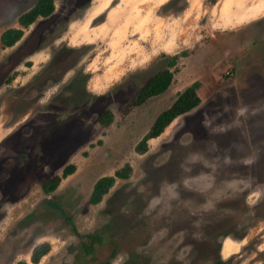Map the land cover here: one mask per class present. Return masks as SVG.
I'll return each mask as SVG.
<instances>
[{
  "label": "rangeland",
  "instance_id": "1",
  "mask_svg": "<svg viewBox=\"0 0 264 264\" xmlns=\"http://www.w3.org/2000/svg\"><path fill=\"white\" fill-rule=\"evenodd\" d=\"M36 1L0 0V35ZM53 1L0 43V264L44 242L37 264H264V0ZM168 66V88L131 105ZM194 81L200 103L137 153Z\"/></svg>",
  "mask_w": 264,
  "mask_h": 264
},
{
  "label": "trees",
  "instance_id": "2",
  "mask_svg": "<svg viewBox=\"0 0 264 264\" xmlns=\"http://www.w3.org/2000/svg\"><path fill=\"white\" fill-rule=\"evenodd\" d=\"M54 11L53 0H37L27 11L19 15L17 21L19 27H10L5 29L0 35V43L2 47L13 46L23 35L22 27L30 25L37 17H47ZM176 56L168 61L169 66L175 65ZM168 68L157 71L144 85L139 87L133 98L131 99V105H140L144 103L148 98L157 96L163 93L170 85L173 72ZM199 83L197 81L192 82L185 89L177 94L170 106L161 112H159L154 118L148 131L140 138L135 145V151L139 154L146 152L147 141L157 137L163 132L166 126L176 118L177 116L184 114L200 103V98L197 94ZM112 119V113L109 110L103 111L99 116V122L101 124H107ZM75 169V165L67 164L59 175H52L48 177L43 184V189L46 193H50L55 190L62 178H65L71 174ZM131 167L129 164H125L121 168L114 171L112 175H106L98 178L91 189L88 197L90 204L99 203L103 196L114 185L116 179H127L130 176ZM87 237L93 238L92 235ZM49 244L47 242L39 243L32 248L30 260L31 263L37 264L41 257L49 251ZM227 261L216 259L213 264H225ZM14 264H26L24 260H19Z\"/></svg>",
  "mask_w": 264,
  "mask_h": 264
},
{
  "label": "bare ground",
  "instance_id": "3",
  "mask_svg": "<svg viewBox=\"0 0 264 264\" xmlns=\"http://www.w3.org/2000/svg\"><path fill=\"white\" fill-rule=\"evenodd\" d=\"M224 242H225V241H224ZM228 251H229V248H226L225 252L227 253ZM222 252H223V251H222ZM225 252H224V253H225Z\"/></svg>",
  "mask_w": 264,
  "mask_h": 264
},
{
  "label": "built area",
  "instance_id": "4",
  "mask_svg": "<svg viewBox=\"0 0 264 264\" xmlns=\"http://www.w3.org/2000/svg\"><path fill=\"white\" fill-rule=\"evenodd\" d=\"M226 74H229V71H227Z\"/></svg>",
  "mask_w": 264,
  "mask_h": 264
},
{
  "label": "crops",
  "instance_id": "5",
  "mask_svg": "<svg viewBox=\"0 0 264 264\" xmlns=\"http://www.w3.org/2000/svg\"><path fill=\"white\" fill-rule=\"evenodd\" d=\"M184 89H185V88H184ZM184 89H183V90H184ZM183 90H182V91H183ZM180 92H181V91H180ZM200 101H201V100H200ZM160 112H161V111H160Z\"/></svg>",
  "mask_w": 264,
  "mask_h": 264
},
{
  "label": "flooded vegetation",
  "instance_id": "6",
  "mask_svg": "<svg viewBox=\"0 0 264 264\" xmlns=\"http://www.w3.org/2000/svg\"><path fill=\"white\" fill-rule=\"evenodd\" d=\"M21 14H22V13H21ZM21 14H20V15H21ZM18 17H19V16H18ZM17 19H18V18H17Z\"/></svg>",
  "mask_w": 264,
  "mask_h": 264
}]
</instances>
